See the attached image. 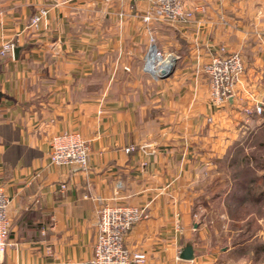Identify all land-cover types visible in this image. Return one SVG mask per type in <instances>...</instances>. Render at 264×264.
<instances>
[{"label": "crops", "instance_id": "crops-1", "mask_svg": "<svg viewBox=\"0 0 264 264\" xmlns=\"http://www.w3.org/2000/svg\"><path fill=\"white\" fill-rule=\"evenodd\" d=\"M182 8L192 18L168 23L143 0H0V50H19L0 56L3 264H91L104 204L142 212L124 244L144 264H264V167L250 161L264 114L245 113L264 108V0ZM221 47L243 72L216 107L203 66ZM64 133L88 144L85 168L51 164Z\"/></svg>", "mask_w": 264, "mask_h": 264}, {"label": "built area", "instance_id": "built-area-1", "mask_svg": "<svg viewBox=\"0 0 264 264\" xmlns=\"http://www.w3.org/2000/svg\"><path fill=\"white\" fill-rule=\"evenodd\" d=\"M150 4L151 9L164 22L184 23L192 18L191 12H184L182 0H143ZM229 1V0H221ZM46 11L41 10L30 20V26L35 27ZM150 16H144L145 22ZM14 45L6 43L1 47L0 56L10 53ZM153 62L146 60L145 66L150 70L155 60H161V53L153 51ZM154 69V67H153ZM152 71V70H150ZM243 72L241 57L238 53H229L221 47L218 54L203 66V73L208 79L210 101L213 106L220 107L234 98L236 85ZM247 115H261L264 108L255 106ZM89 147L77 134L64 133L53 138L50 146L49 160L59 167L85 168L88 160ZM64 190L65 186L61 185ZM9 200L0 191V264L9 245L10 222L7 214ZM142 212L127 206L104 204L98 211V232L93 249L91 264H144L146 256L130 252L124 240L131 228L142 219Z\"/></svg>", "mask_w": 264, "mask_h": 264}, {"label": "water", "instance_id": "water-1", "mask_svg": "<svg viewBox=\"0 0 264 264\" xmlns=\"http://www.w3.org/2000/svg\"><path fill=\"white\" fill-rule=\"evenodd\" d=\"M18 51L19 50L17 48L12 49V52L14 55H16ZM172 69H173V61L172 60L167 61L163 65V67L159 69L158 74H157L158 78L160 79L167 78L172 72ZM193 258H194V251H193L192 245L191 243H187L182 247L180 254H179V259L184 260V261H191L193 260Z\"/></svg>", "mask_w": 264, "mask_h": 264}, {"label": "trees", "instance_id": "trees-1", "mask_svg": "<svg viewBox=\"0 0 264 264\" xmlns=\"http://www.w3.org/2000/svg\"><path fill=\"white\" fill-rule=\"evenodd\" d=\"M264 114V113H262ZM264 132V127L260 128L257 130L256 132V137L258 136L257 140H256V150H264V138H262V135L261 133ZM249 157H243V162L245 161L246 164L249 163ZM253 162V165L256 166V167H264V165H261L259 162H258V158H256V156L252 157L251 160ZM259 163V164H258ZM244 170V169H243ZM243 175H246L245 172H242ZM246 197H245V200H249L250 202L254 203V194H252L250 192V190L247 191V193L245 194ZM253 207V206H252ZM244 206H243V211L244 212Z\"/></svg>", "mask_w": 264, "mask_h": 264}, {"label": "rangeland", "instance_id": "rangeland-1", "mask_svg": "<svg viewBox=\"0 0 264 264\" xmlns=\"http://www.w3.org/2000/svg\"><path fill=\"white\" fill-rule=\"evenodd\" d=\"M167 47L166 48H168V50H172V47L171 46H169V45H166ZM262 115V114H261ZM261 135H262V138H264V132H262L261 133ZM259 154V153H258ZM262 156L261 157H259L258 158V162L261 164V165H264V150H262ZM258 163V164H259ZM253 208V207H252ZM253 210H254V208H253Z\"/></svg>", "mask_w": 264, "mask_h": 264}, {"label": "bare ground", "instance_id": "bare-ground-1", "mask_svg": "<svg viewBox=\"0 0 264 264\" xmlns=\"http://www.w3.org/2000/svg\"><path fill=\"white\" fill-rule=\"evenodd\" d=\"M149 69H150V70H153V65H151Z\"/></svg>", "mask_w": 264, "mask_h": 264}]
</instances>
